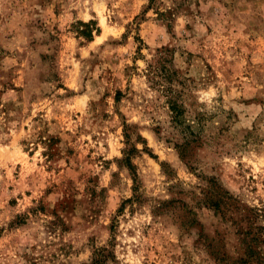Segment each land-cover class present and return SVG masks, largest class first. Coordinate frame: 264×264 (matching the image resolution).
<instances>
[{
	"label": "rangeland",
	"instance_id": "rangeland-1",
	"mask_svg": "<svg viewBox=\"0 0 264 264\" xmlns=\"http://www.w3.org/2000/svg\"><path fill=\"white\" fill-rule=\"evenodd\" d=\"M248 231L264 0H0V264H224L205 240L234 259Z\"/></svg>",
	"mask_w": 264,
	"mask_h": 264
},
{
	"label": "trees",
	"instance_id": "trees-1",
	"mask_svg": "<svg viewBox=\"0 0 264 264\" xmlns=\"http://www.w3.org/2000/svg\"><path fill=\"white\" fill-rule=\"evenodd\" d=\"M78 24L82 27L81 29L79 27L76 28V31L78 34L83 36L85 39L90 40L92 38V32L98 31V28L96 27V23L94 21H88V22H78ZM119 92L116 94V98L119 96ZM170 109L173 112V118L175 121H179V118L181 117V109L178 106V104L172 100H170ZM181 148V146H180ZM122 162L128 167V169L131 171L133 177V195L130 198H127L124 202H134V201H141L142 193L140 192V186L138 184V177L136 174V171L134 169V166L131 163V155H127ZM123 205L118 209V211L122 210ZM184 222L185 226H191L195 223L194 218L187 217ZM114 224H112L111 230L113 231ZM260 234L257 232H251L248 231L244 233L241 242L243 243L242 247V254L239 255L236 258H228L226 255L221 253L218 250L214 249L213 245H210L205 240V247L212 252L217 258L218 261L223 262L224 264H264V255H262L261 251L256 247V244L258 242H263L264 239H262ZM214 251H213V250ZM106 248H102L100 250H94V257L92 259V264H104L105 260L108 259V256L110 254L107 252L106 254Z\"/></svg>",
	"mask_w": 264,
	"mask_h": 264
}]
</instances>
